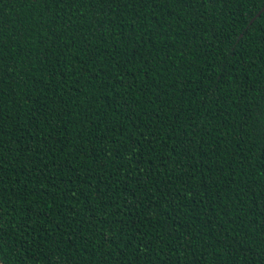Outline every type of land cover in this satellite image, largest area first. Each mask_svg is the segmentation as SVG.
<instances>
[{
  "label": "trees",
  "instance_id": "obj_1",
  "mask_svg": "<svg viewBox=\"0 0 264 264\" xmlns=\"http://www.w3.org/2000/svg\"><path fill=\"white\" fill-rule=\"evenodd\" d=\"M262 6L264 0H168L136 9L112 4L109 13L107 4L90 0H73L71 7L68 0H2L4 264H120L124 258L160 264L158 257L169 264L176 260L169 242L180 264H193L202 251L201 264H264V146L257 122L264 104V11L248 25ZM98 30L100 40L89 41L96 51L90 61L84 40ZM121 31L143 40L125 47L116 35ZM137 140L143 143L132 147ZM181 142L188 147H177ZM133 150L143 157L139 165ZM121 153L131 166H120ZM148 167L154 175L146 179ZM87 169L94 179H77ZM166 169L194 176L192 190L203 203L165 200L154 185L168 182ZM172 186L185 191L180 180ZM97 189L106 194L101 202L109 213L117 204L126 212L131 207L123 228L97 222L105 218ZM146 189L154 193L150 199ZM198 233L190 256L180 240Z\"/></svg>",
  "mask_w": 264,
  "mask_h": 264
},
{
  "label": "snow or ice",
  "instance_id": "obj_2",
  "mask_svg": "<svg viewBox=\"0 0 264 264\" xmlns=\"http://www.w3.org/2000/svg\"><path fill=\"white\" fill-rule=\"evenodd\" d=\"M0 2H2V0H0ZM33 2L35 3H40L43 2L45 4H59V3H64L65 0H33ZM73 2V0H68L69 3V7H71V3ZM90 2H95V3H100V4H107L108 5V11L109 13H111V6L112 4H116L119 8H129L131 7L132 9H136L138 6H143V5H151L153 7H157L159 4L162 3H167L168 0H90ZM173 2L176 3H183L185 5H187L188 0H173ZM169 15V13H168ZM97 23H101V21H97ZM157 23H159V21H157ZM111 31V29H110ZM164 32H167V29L164 30ZM159 34V33H158ZM102 35V33L98 30L96 33H88L87 38L84 40V48L82 49V51L87 52L89 54V58L90 61L91 59L95 58L96 55V51L95 48L93 47V44H91L89 41H99L100 40V36ZM116 35H120L122 37L121 39V43L125 44V47H127V42H131L132 39H136L137 44H139L142 40L143 37H139L136 38L135 32L131 33L129 37H123L122 35V31L119 33H116ZM104 43H107V41H103ZM68 45H65V47H67ZM72 47H76V45L73 43L71 45ZM135 57L130 56L129 60L127 61L128 63H131L132 60ZM116 67H119V64L116 65ZM0 71H3L2 67H0ZM3 120V113L0 112V121ZM257 122L261 123V127L258 129V139L261 143L262 146H264V104H261L258 108V114H257ZM190 126V125H189ZM173 134L177 135V133L175 132V129H173ZM136 143H143V141H135L133 146ZM149 144L152 143L151 140L148 141ZM177 147H182L183 148H187L188 146L185 145L183 142H181L180 144L177 145ZM102 151H104V149H101ZM210 151L215 152L216 149L212 148L210 149ZM148 157L151 158V149L148 152ZM205 158H207V152L204 153ZM132 156L134 157L136 164L139 165L143 162V157L138 156L136 151H132ZM109 159H111V157H109ZM118 159L121 161V167H125V166H131L132 161L129 160L127 162V165H125L124 163V156L123 153L120 154V156L118 157ZM169 162L173 163V167L175 168L177 165L174 161H171V154L169 157ZM188 167H191L190 165ZM0 169H2V165H0ZM88 172V176L85 177H80L77 176V179H94V177L91 176V169H87L86 170ZM137 172H139V168L136 169ZM168 175L165 177V179L168 181L167 183H165L163 185V187H160L159 184L154 185V187H156L158 189V191L160 192L161 196H163L165 198V200H168V198H171L172 201L177 200V199H183L185 201H190L191 205L195 206L197 204H202L203 200H199L197 201L195 199L196 196H199L200 193L199 192H194L192 190V184H191V180L194 179V176H189L188 178H185L183 176L182 173L177 174V175H172V171L171 170H167ZM211 171V169L209 168V172ZM154 173L151 167H148L145 170V178L148 179L149 177H153ZM175 180H180L181 182V187L185 190L184 193L180 192V188L179 187H173L172 184ZM3 182V176L0 175V184H2ZM100 183H104V181H100ZM113 184L118 183V181H112ZM111 185H109L110 187ZM204 187H206V185H203ZM146 195L149 197V199L151 198V196L154 194L151 192V190H145ZM192 192V195H189L188 193ZM96 196H98L100 199H97V203L100 204L101 209H103V216L105 217L104 219H100L97 222L101 225H104L105 223L108 224H118L121 226V228H123L125 226V216L129 213H131V207L127 208V212L125 211V207L124 205H120L117 204V206L112 210L111 213H109L107 211V208L105 207V205L101 202L102 199H104L106 197V194L104 192H101L97 189V192L95 193ZM133 196H135V193H133ZM107 199L109 201H111V197H107ZM113 204H116V201H111ZM136 201L133 200L132 203H135ZM170 202V201H169ZM182 207H187V204L182 205ZM191 211V209H189ZM89 212H93V209L89 208L88 209ZM223 211V210H222ZM239 211H243V209H240ZM204 214L207 215V210L205 209ZM223 215L227 216L228 213L227 211H223ZM262 215H264V213H262ZM95 217V214L93 212V218ZM71 218V216L69 217ZM211 221V218H209V221L206 222V224L208 222ZM192 222L193 224L195 223V217L192 218ZM130 223V222H129ZM93 228H95V223H93ZM181 227H185V230L187 231V227L185 225H180ZM261 231H264V224L261 225ZM239 234V233H238ZM69 235H76V233H69ZM121 237H126L127 236V232L121 231L120 233ZM144 233H141V236H143ZM200 233H198L196 236L192 237L190 236L188 240H180L179 243V247L180 248H184L185 252H187L188 255L190 256H195V251L192 249V245L190 243V240H197L200 237ZM248 236V233L245 232V237ZM134 238V237H132ZM3 238L0 237V240H2ZM225 239H227V236H225ZM217 241H220L219 238H217ZM160 243L163 244V240L160 241ZM165 247L168 248V250L170 252H172L175 256H176V260L175 261H169V264H180V258L179 260H177V255H179V253L177 252V250L175 248L171 247V242H169V244L165 245ZM205 248L207 246H204ZM144 248V253L145 255H147L148 252L152 251L151 248V243L150 242H146L143 245ZM243 248L241 247L239 250H242ZM220 254V250L216 247H213V256L219 255ZM261 254H264V249H261ZM108 255H111V253H109ZM204 256V252L202 251L200 253V257L196 258L193 261V264H201V257ZM158 259L160 260V264H163V260L162 257H158ZM0 261L3 262V258H0ZM52 264H55V262H52ZM120 264H129V261L127 260V258H124ZM149 264H152L151 261H149ZM207 264H213L212 260H209L207 262ZM216 264H219V261L216 262Z\"/></svg>",
  "mask_w": 264,
  "mask_h": 264
},
{
  "label": "water",
  "instance_id": "obj_3",
  "mask_svg": "<svg viewBox=\"0 0 264 264\" xmlns=\"http://www.w3.org/2000/svg\"><path fill=\"white\" fill-rule=\"evenodd\" d=\"M264 11V6H262L260 8V10L250 19V21L248 22V25L252 24V22ZM241 37V35H239V38ZM0 264H3L2 261H0Z\"/></svg>",
  "mask_w": 264,
  "mask_h": 264
}]
</instances>
